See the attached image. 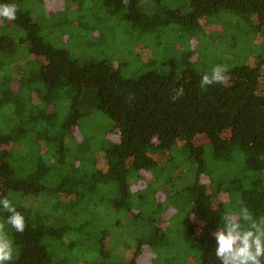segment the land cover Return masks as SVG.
<instances>
[{
  "label": "trees",
  "instance_id": "obj_1",
  "mask_svg": "<svg viewBox=\"0 0 264 264\" xmlns=\"http://www.w3.org/2000/svg\"><path fill=\"white\" fill-rule=\"evenodd\" d=\"M141 1L63 0L52 13L45 0H0L17 6L14 21L0 19V198L26 222L23 233L5 225L8 264H220L213 233L224 210L242 204L264 218V0H191L163 15ZM114 16L144 36L179 23L180 51L198 37L204 63L149 59L127 75L126 63L75 46L73 56L48 38L78 28L80 42L101 43L98 23ZM256 21L247 44L260 53L229 58ZM216 65L228 66L226 83L202 88ZM144 172L153 179L134 189ZM8 215L0 208V222Z\"/></svg>",
  "mask_w": 264,
  "mask_h": 264
},
{
  "label": "rangeland",
  "instance_id": "obj_2",
  "mask_svg": "<svg viewBox=\"0 0 264 264\" xmlns=\"http://www.w3.org/2000/svg\"><path fill=\"white\" fill-rule=\"evenodd\" d=\"M145 1H148L149 5H146ZM141 6L148 13H157L160 15L165 14L168 10L184 13L191 8V0H142ZM45 7L48 11L56 13L64 8L63 0H45ZM92 10L95 12L94 9ZM90 20L91 19H88L89 22ZM178 24H170L164 27V29L158 28L154 33H151V35L146 34V36H144L142 34L146 32H142L126 19L124 20L119 16H114L111 22H107V24L103 25V23H98L99 30L105 34V38L101 43H91L90 41H93L91 36H88L84 41L80 42V36L76 35L77 32L80 31L78 28H70L67 31L53 28L51 30L52 37L48 35V38L57 48H65L66 50H69L73 56L75 55V46V49L80 52L76 53L77 56L84 58H105L109 61L113 60L116 63H126V69L124 67L123 69L127 75L141 69L142 64L149 59H154L158 64H164L168 67H170V63L174 61L173 59L182 61L185 66H201L204 63L205 58L201 53L196 51L199 43L198 37L191 38L189 43L185 45L187 49L194 50V54H192L191 57H188L187 60V49L180 51L181 46H183L182 40L185 38L180 39V37H178L181 33ZM201 24L203 26H210L207 25V21L204 19L201 21ZM258 27L259 25L257 21L253 24L249 23L246 25L239 35V46L234 48V50H231L229 58H234L239 60V62H242L243 60H241V57L247 53H244V47L255 53H260L258 47H249L247 44L250 37L255 36L256 38H259L260 35L255 34ZM7 28L8 27L5 26L3 27L5 32L7 31ZM213 29L214 32L219 33V36L222 35V28L213 25ZM231 33L232 31H228V35H231ZM259 44L260 43H258V46ZM210 51L212 52L215 50L211 48ZM258 92L264 94V66L261 72ZM94 121L95 119H91L93 126ZM165 153L167 152L157 154L155 157H159V159H162L160 162H163L166 160L162 158L166 157ZM101 155V153H98L99 157ZM151 179H153L151 174L144 172V179L135 182L133 188H143ZM158 198L163 199L164 195L159 193ZM61 252L63 251L61 250ZM58 259L59 257L57 256L56 260Z\"/></svg>",
  "mask_w": 264,
  "mask_h": 264
},
{
  "label": "clouds",
  "instance_id": "obj_3",
  "mask_svg": "<svg viewBox=\"0 0 264 264\" xmlns=\"http://www.w3.org/2000/svg\"><path fill=\"white\" fill-rule=\"evenodd\" d=\"M130 0H122L128 5ZM17 6L15 4H0V19L14 21ZM227 65H216L210 73H204L200 79V86L206 88L213 84L226 83ZM170 99L177 101L184 94V88L172 90ZM133 96L129 97L131 102ZM0 208L9 215L4 222H0V264H8L13 259V241L5 231V225L11 226L18 233L26 228L25 217L7 198H0ZM222 225L213 233L216 247L215 256L220 264H262L264 262V218L257 220L244 205L236 210L227 208L221 216Z\"/></svg>",
  "mask_w": 264,
  "mask_h": 264
}]
</instances>
